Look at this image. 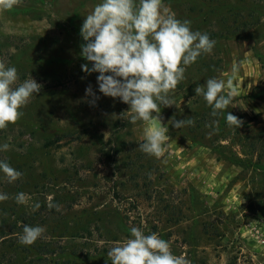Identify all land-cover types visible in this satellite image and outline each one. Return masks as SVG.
Returning a JSON list of instances; mask_svg holds the SVG:
<instances>
[{
	"label": "rangeland",
	"instance_id": "1",
	"mask_svg": "<svg viewBox=\"0 0 264 264\" xmlns=\"http://www.w3.org/2000/svg\"><path fill=\"white\" fill-rule=\"evenodd\" d=\"M163 2L217 43L186 66L169 94L175 105H161L172 147L160 159L139 150L146 125L129 123L130 106L99 92L98 73L82 71L92 64L81 56L80 29L102 0H22L0 11V61L16 67L14 87L31 78L42 86L22 118L0 130V145H10L0 161L23 173L9 183L0 171L8 196L0 202V264H111L107 252L132 227L157 233L191 264H264V0ZM233 61L242 62L239 94L212 117L194 89L226 80ZM89 85L96 106L85 97ZM227 112L243 126L228 127ZM173 117L195 125L176 129ZM213 120L219 131L209 137ZM18 193L27 203L16 202ZM25 225L46 231L22 245Z\"/></svg>",
	"mask_w": 264,
	"mask_h": 264
},
{
	"label": "clouds",
	"instance_id": "2",
	"mask_svg": "<svg viewBox=\"0 0 264 264\" xmlns=\"http://www.w3.org/2000/svg\"><path fill=\"white\" fill-rule=\"evenodd\" d=\"M22 0H0V11H9L21 4ZM80 35L86 42L81 45V56L92 63L82 64L86 74L98 73L99 92L106 97L119 98L130 106L129 123H145L144 142L139 150L157 159L162 158L172 147L166 135L168 127L160 118L161 105H175L170 93L185 79L186 66L195 63L202 54H211L217 41L207 33L193 31L191 21H181L164 4L163 0H102L86 15ZM240 63L233 61L231 75L226 80L209 78L203 86L194 91L202 96L211 108L210 115L218 117L238 96V74ZM16 67H8L0 61V130L9 124H16L24 115L25 107L42 86L31 78L18 86ZM87 102L96 106L100 99L91 85L85 89ZM156 113V115H153ZM176 129L194 126L191 117L168 121ZM226 123L230 128H240L243 120L227 112ZM206 127L212 131L209 137L219 131V121L213 120ZM10 145H0V151L9 150ZM0 171L8 182L21 178L23 173L0 161ZM151 174H149L150 177ZM8 199L0 193V202ZM18 204L27 203L25 193L15 197ZM37 203L33 210L39 209ZM49 208L60 210L59 204H49ZM46 231L42 226L23 227L19 243L33 245ZM131 238L125 242H115L107 252L111 264H191L185 254L175 255L171 244L157 233L145 235L141 228L130 229Z\"/></svg>",
	"mask_w": 264,
	"mask_h": 264
},
{
	"label": "trees",
	"instance_id": "3",
	"mask_svg": "<svg viewBox=\"0 0 264 264\" xmlns=\"http://www.w3.org/2000/svg\"><path fill=\"white\" fill-rule=\"evenodd\" d=\"M13 226H14V228H16V225H15V224H14ZM2 236H3V235H2ZM2 236H1V237H2ZM8 238H9V237H8ZM5 240H7V239H5ZM43 250L46 251V252H48L49 249H40V251H43ZM40 251H39V252H40ZM5 256H6L5 253H4V254H3V253L1 254L0 262L3 263V260H4ZM11 263H13V260L11 261Z\"/></svg>",
	"mask_w": 264,
	"mask_h": 264
},
{
	"label": "water",
	"instance_id": "4",
	"mask_svg": "<svg viewBox=\"0 0 264 264\" xmlns=\"http://www.w3.org/2000/svg\"><path fill=\"white\" fill-rule=\"evenodd\" d=\"M92 64V63H91Z\"/></svg>",
	"mask_w": 264,
	"mask_h": 264
}]
</instances>
